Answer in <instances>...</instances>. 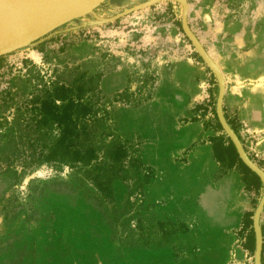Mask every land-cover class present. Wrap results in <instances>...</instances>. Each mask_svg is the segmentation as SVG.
I'll use <instances>...</instances> for the list:
<instances>
[{
    "label": "rangeland",
    "instance_id": "rangeland-1",
    "mask_svg": "<svg viewBox=\"0 0 264 264\" xmlns=\"http://www.w3.org/2000/svg\"><path fill=\"white\" fill-rule=\"evenodd\" d=\"M254 10L258 18H264V0H103L38 37L37 42L24 43L2 55V65L18 69L24 59L42 71H61L78 65L89 75H101L100 96L111 98L127 89L130 102L113 103L108 124L118 135H130L132 142L138 137V155L147 159L154 151L158 127L187 124L182 120L191 116L189 111L194 105L208 104L203 118L188 122L202 126L203 132L196 141L202 143L212 134L203 123L212 120L211 94L215 109L219 91L215 73L223 83L221 109L230 118L235 114L222 105L225 85L240 84V72L245 77H255L258 70L264 72V33L257 36L256 44L261 45L258 51L248 52L245 58L236 51L248 48L239 45L235 34L241 26L248 28L247 18ZM263 18L256 25L258 34L264 31ZM249 38L248 34L247 46ZM198 51L205 57L202 63L195 57L200 56ZM207 69L214 77L216 90ZM6 71L4 68L3 73ZM3 76L0 88L9 78ZM142 79H146L145 87L136 92ZM260 82L259 79L257 83ZM145 94H150V100L134 106L132 100ZM222 133L227 137L223 130ZM237 134L245 156L253 159L249 161L264 176V159L256 157L251 149L255 135L241 123ZM143 172L150 174L149 169ZM7 185L8 181L0 178V264H199L195 248L176 243L181 233L158 247L128 248L112 239L106 224L111 206L96 207L91 186L69 169L56 172L42 166L25 176L19 185L8 189ZM112 189L113 206L119 207L126 190L119 181L113 182ZM261 194L262 184L255 208ZM131 201L145 226L157 219L138 196ZM242 236L236 231L235 251L219 264H253L254 251L249 253L241 247ZM261 244L259 264H264V242Z\"/></svg>",
    "mask_w": 264,
    "mask_h": 264
},
{
    "label": "trees",
    "instance_id": "trees-1",
    "mask_svg": "<svg viewBox=\"0 0 264 264\" xmlns=\"http://www.w3.org/2000/svg\"><path fill=\"white\" fill-rule=\"evenodd\" d=\"M195 57L202 63L198 55ZM2 61L0 56V81L5 78L4 74L9 78L0 88V178L8 181L7 189L19 185L25 176L42 166L56 172L69 169L91 186L95 193L92 203L96 207L111 206V217L106 222L112 231L111 238L128 248L162 246L176 233L188 231L185 224L168 220L155 219L151 225L145 226L140 211L134 208L131 198L136 195L143 203V187L152 174L150 169V174L143 172L148 168L138 155L139 138L132 142L130 135H118L108 124L113 103L130 102L131 93L127 89L106 98L99 95L101 75H89L78 65L61 71L57 68L42 71L27 59L21 60L18 69L3 66ZM4 68H7L5 73ZM207 71L216 90L214 77ZM139 83L136 92L145 87L146 79ZM209 98L212 120L204 121L203 125L205 130L210 128L212 131L206 141L219 167L218 176L227 169L235 170L240 175L243 189L254 195L250 207L255 209L261 181L242 163L231 141L222 133L213 95ZM148 100L150 94H145L132 103L138 106ZM206 106L194 105L189 111L191 116L182 122H196L203 118ZM221 114L224 123L239 139L237 127L240 123L235 114L230 118L223 108ZM249 160L253 162V159ZM115 181L122 183L126 190L119 207L113 206L112 184ZM252 215L251 210L242 214L237 231L239 237L244 234L241 247L249 253L254 251ZM259 235L263 243L264 225L259 226Z\"/></svg>",
    "mask_w": 264,
    "mask_h": 264
},
{
    "label": "crops",
    "instance_id": "crops-1",
    "mask_svg": "<svg viewBox=\"0 0 264 264\" xmlns=\"http://www.w3.org/2000/svg\"><path fill=\"white\" fill-rule=\"evenodd\" d=\"M250 14L248 28L241 26L235 34L239 45L248 47L236 50L244 54L243 58L261 48L256 40L264 33L258 34L256 29L263 17L258 18L255 10ZM248 34L249 46L245 39ZM242 73L240 84L225 85L222 105L234 110L239 123L255 135L252 152L264 159V72L256 71L255 77H245ZM259 79L261 82L257 83ZM202 132L198 123L158 127L154 151L147 159H141L152 174L143 187V201L158 220L185 224L188 231L179 234L176 243L195 248L199 264H219L235 251V233L240 228L242 214L250 210L254 195L243 189L235 170L227 169L218 176L219 167L212 158L209 143L196 141ZM258 224L264 225V206Z\"/></svg>",
    "mask_w": 264,
    "mask_h": 264
},
{
    "label": "bare ground",
    "instance_id": "bare-ground-1",
    "mask_svg": "<svg viewBox=\"0 0 264 264\" xmlns=\"http://www.w3.org/2000/svg\"><path fill=\"white\" fill-rule=\"evenodd\" d=\"M92 7V0H0V34L18 46Z\"/></svg>",
    "mask_w": 264,
    "mask_h": 264
},
{
    "label": "water",
    "instance_id": "water-1",
    "mask_svg": "<svg viewBox=\"0 0 264 264\" xmlns=\"http://www.w3.org/2000/svg\"><path fill=\"white\" fill-rule=\"evenodd\" d=\"M103 0H92L93 3V7L98 5L100 2H102ZM92 7V8H93ZM64 23V22H63ZM59 26V25H58ZM57 27V26H56ZM182 27L185 30V21H184V16L182 18ZM52 30V29H51ZM50 31V30H49ZM46 31L44 33H42L41 35L35 37V38H31L30 40L26 41L27 42H34L38 37L42 36L43 34L49 32ZM11 40L12 37L8 34H0V56L12 51L13 49L20 47L21 45L18 46H12L11 45ZM199 52V57L202 60H205L204 55ZM215 76H217L218 81H219V91H218V96H217V100L215 103V114L217 117V120L222 128V130L225 132V134L227 135V138L231 141L232 145L234 146L240 160L242 161V163L252 172H254L260 179L261 184H262V194L260 197V200L253 212L252 215V230H253V234H254V254H253V264H259V259H260V252H261V239H260V235H259V228H258V216L259 213L263 207L264 204V176L261 172H259L253 165L252 163L247 159V157L245 156L238 140L236 139V137L232 134V132L227 128L226 124L224 123L223 119H222V114H221V99H222V94H223V83L222 80L219 76V74L215 73Z\"/></svg>",
    "mask_w": 264,
    "mask_h": 264
}]
</instances>
